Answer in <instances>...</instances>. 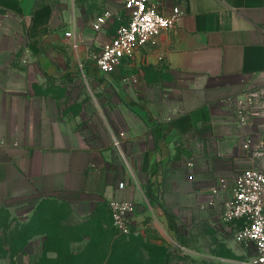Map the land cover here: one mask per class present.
<instances>
[{"label":"crops","instance_id":"0c3cea01","mask_svg":"<svg viewBox=\"0 0 264 264\" xmlns=\"http://www.w3.org/2000/svg\"><path fill=\"white\" fill-rule=\"evenodd\" d=\"M152 1L165 13L181 6V21L103 73L91 48L115 31L68 24L66 0H0V209L47 198L68 203L79 221L120 198L138 205L140 230L150 211L169 220L149 201L150 181L175 221L198 187L264 169V95H252L264 88V0ZM49 77L98 78L111 89V108L74 109L36 91Z\"/></svg>","mask_w":264,"mask_h":264},{"label":"rangeland","instance_id":"374dc122","mask_svg":"<svg viewBox=\"0 0 264 264\" xmlns=\"http://www.w3.org/2000/svg\"><path fill=\"white\" fill-rule=\"evenodd\" d=\"M65 5L72 14L67 23L72 25L76 22L81 27L93 24L95 19L106 11L112 12L109 26L102 31H106L109 37L128 19L125 0H66ZM94 33L96 36L100 34L98 31ZM78 37L81 43H84L83 35ZM66 42L68 46L72 45ZM101 46L91 48L94 52H90L93 59L100 53ZM67 54L66 50L65 58L68 57ZM132 71L130 75L135 74V70ZM117 74L119 76L121 72ZM83 78L80 81L65 79L56 82L54 78L49 77L43 81L38 79L34 86L38 92L63 97L70 108L87 110L96 105L110 109L112 99L107 90L111 89L107 84L98 82V78H95L94 82H86ZM113 91L117 92V89L114 88ZM249 105L250 101L247 102V106ZM237 108L233 106L232 114L240 115ZM215 179L209 185L198 187L194 191V201L192 205H188V211H179L178 215H175V227L166 217L163 219L150 211L145 215L141 229L138 230L135 225L129 235L121 233L114 226L109 203H104L102 210L95 211L91 217L74 221L68 203L48 200L46 205L50 214L59 226L64 228L61 232L67 238H77L70 242L69 248L61 247L59 252L54 250V243L47 242L45 233L33 234L21 247L9 244L8 238H23L18 231L25 228L23 231L27 236L30 234L31 225H34V231L39 229L36 227L39 223L36 211L42 200L32 209L24 206L8 208L0 212V264H251V258L256 254L254 246L240 243L235 237V224L224 222L222 213L220 215V211L215 209L216 204L205 205L204 197L200 194V190L207 189ZM232 184L233 178L230 180V185ZM149 201L157 207L155 202ZM55 206L58 210L54 209ZM98 218L110 221L109 228H112V232L109 229L108 236L112 241L105 243V235H96L95 242L90 241ZM48 226L50 225L43 222L40 229L44 230ZM105 228L107 229L108 225ZM41 234L45 235L44 239L40 237ZM32 237L35 239L32 240ZM114 240L120 242L116 245Z\"/></svg>","mask_w":264,"mask_h":264},{"label":"built area","instance_id":"2783aa9c","mask_svg":"<svg viewBox=\"0 0 264 264\" xmlns=\"http://www.w3.org/2000/svg\"><path fill=\"white\" fill-rule=\"evenodd\" d=\"M125 8L127 22L116 28L94 57L97 69L103 73L116 72L124 60L134 58L139 47L156 42L164 31L175 27L185 13L179 5H175L171 13H165L160 10L158 2L152 0H125ZM111 18L112 12L106 11L95 19L93 28L108 27ZM66 36H72V32H66ZM74 45L77 46V42ZM252 95L262 97L264 88ZM189 178L193 179V176ZM123 186L122 182L120 187ZM200 194L207 206H214L220 196H226L222 220L235 224V237L240 243L254 246L256 254L252 256L251 264H264V169L256 166L242 168L233 175L232 185L228 177L218 176L207 189L202 188ZM109 206L114 226L123 234H131L138 205L134 201L114 198Z\"/></svg>","mask_w":264,"mask_h":264},{"label":"trees","instance_id":"16d2710c","mask_svg":"<svg viewBox=\"0 0 264 264\" xmlns=\"http://www.w3.org/2000/svg\"><path fill=\"white\" fill-rule=\"evenodd\" d=\"M154 183L152 181L149 182L147 188H146V194L147 196L150 198V200L152 202H155L157 204H159L161 207H163V209L165 210V212L167 213L168 215V218H169V221L174 225L175 227V221H174V218L173 216L167 211V208L164 206V204L162 203V201L159 199V196H158V192L157 190H154V187H153ZM48 200H51V199H43L39 205H38V209L36 211V216L38 218V224L36 225L37 228V231H34V225H31L30 227V234H28L27 236L25 235L24 231L26 230L25 228L18 231V234H21L23 238H8L9 239V244H13V245H20L23 246L29 239L30 237L35 234V233H45L47 235V242L48 243H54L55 245V248L54 250L56 252H59L60 248L61 247H67L69 248L70 246V242L77 239V238H67L65 237V235L61 232L62 230H64V228H61L59 226V224L54 220V218L52 217V215L50 214V211H49V207L48 205H46L47 202H49ZM54 209H57L58 210V207H54ZM6 210L5 208H1L0 209V212L1 211H4ZM53 213V212H52ZM46 223V224H49L50 226H48L46 229L44 230H41L40 227L42 226V223ZM107 225H108V228L107 229H104V228H100V226H97L93 232V236L92 238H90V241L93 243L95 242L96 238L95 236L96 235H105L104 238H106L105 240V243L107 242H110L112 241V238L109 237L108 235L110 234V230L112 228H109L111 226L110 225V222H107ZM34 228V229H33ZM110 229V230H109ZM24 230V231H23ZM33 230V231H32ZM112 232V230H111ZM51 237H58V238H51ZM120 241H113V243H115L116 245L119 243Z\"/></svg>","mask_w":264,"mask_h":264}]
</instances>
